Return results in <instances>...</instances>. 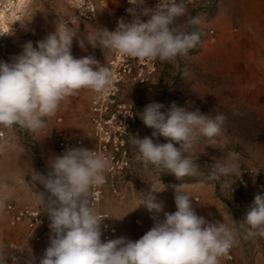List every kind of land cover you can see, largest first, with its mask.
<instances>
[{"label":"clouds","instance_id":"9594fccd","mask_svg":"<svg viewBox=\"0 0 264 264\" xmlns=\"http://www.w3.org/2000/svg\"><path fill=\"white\" fill-rule=\"evenodd\" d=\"M128 3L132 5L126 9L130 21L121 18L114 31L96 29L83 35L79 39L81 49L87 41L93 48H107L121 57L176 63L199 43V33L185 28V24L198 23L188 19L186 0H158L154 7L146 6V0ZM74 36L75 31L58 24L55 32L35 47L28 41L11 62L0 61V128L19 127L35 133L45 128L46 118L54 117L61 104L80 90L107 95L114 83L111 69L92 55L74 58ZM162 107L153 102L138 115L146 127L153 129L152 137L159 134L170 142L154 143L152 137L132 134L128 142L146 164L178 179L196 175L200 164L191 155L194 144L201 136L210 140L220 136L227 116L213 117L175 102L166 113L160 111ZM240 114L238 109L233 112ZM7 146V139L0 140V151ZM236 155L228 151L229 158L223 162H219L223 158H214L217 162L210 179L220 180L235 173ZM47 167L46 175L32 174L33 187L38 182L45 189L34 195L39 211L50 221L49 244L39 264H220V258L238 244L233 228L197 214L183 185L173 186L176 211L172 213L164 212L163 202H157L154 195L141 192L136 208L145 207L155 221L141 238L134 242L125 237L102 240L106 217L98 214L88 197L94 187L106 182L110 161L95 150L69 147L63 155L51 158ZM162 212L164 218L160 220ZM240 227L245 229V238L264 237V195L255 196ZM9 260L20 264L14 253H0V264Z\"/></svg>","mask_w":264,"mask_h":264},{"label":"rangeland","instance_id":"374dc122","mask_svg":"<svg viewBox=\"0 0 264 264\" xmlns=\"http://www.w3.org/2000/svg\"><path fill=\"white\" fill-rule=\"evenodd\" d=\"M70 4L65 1V10L73 12V6ZM192 10H196L201 17H196L198 23L194 25L185 24V28L189 32L199 33V48L192 49L187 56L178 57L176 63L159 61L158 68L162 66V69L157 75V68L152 78V103L162 104L160 111L165 112L175 102L177 106L186 107L188 110L198 108L202 113L213 117L224 114L227 116V122L220 136L211 140L201 136L194 144L191 155L200 164L196 175H190L186 181L185 177L172 178L169 174L166 175V170H160L153 165L152 175H160V185L165 182H171L174 186L183 184L184 192L191 191L192 184L197 182L214 183L216 195L211 199L225 204L230 209L233 216L240 221H237L240 232L246 235L245 229L240 227L246 213L244 208H250L254 202V192L260 185H264V0H208L199 9ZM76 20L66 23L67 27L76 32L71 46L72 56L79 59L92 55L102 64L106 57V48H93L85 41V48L81 49L79 39L92 31L90 27H85L81 20ZM210 28L214 31L213 39L208 32ZM87 49L93 51L88 52ZM147 86L149 85L143 88ZM92 94L90 90H80L61 104L55 116L61 114L65 121L72 117L83 131L86 130L88 103ZM237 109L241 114L233 115ZM55 116L46 118V123L50 121L53 126ZM35 142V139L21 138L16 144H10L16 151L14 158L7 160L3 170L0 163V253L4 255H7L13 244L11 241L6 245L4 243L10 233L4 207L15 200L13 196L21 185L24 189L32 186L33 171L37 172L38 169ZM225 145L227 147L223 149ZM228 151L237 154V171L222 176L220 180L210 179L213 164L217 162L214 158H223L219 161L223 162L229 158ZM24 154L30 157L25 158ZM146 166L149 167V164ZM244 168H248L251 174L248 186L250 188L245 189L243 199L237 201L228 188L237 184V177ZM153 187L152 185V192L159 191L158 187ZM252 191L253 193H250ZM155 192L152 195H156L157 202H163L164 212L176 211L173 204L175 202H168L171 193L164 194L165 192L159 191L162 192L160 196L159 192ZM195 196H191V200L193 203H199L201 197L195 200ZM208 201L204 211L205 218L211 222L216 215L210 213L207 206L215 207L217 204L210 201V198ZM153 215L148 211L147 215L132 216L131 224L137 225L134 222L135 217H141V224H144V217L147 224H155ZM163 218L162 212L158 219ZM253 239L251 250L255 245L258 252L264 250V237L256 236ZM248 240L252 241V238Z\"/></svg>","mask_w":264,"mask_h":264},{"label":"crops","instance_id":"0c3cea01","mask_svg":"<svg viewBox=\"0 0 264 264\" xmlns=\"http://www.w3.org/2000/svg\"><path fill=\"white\" fill-rule=\"evenodd\" d=\"M1 1V0H0ZM65 1L70 4L68 0H19L18 4H21L20 16L18 17V22H14L13 13L5 14L2 16L0 14V24L5 22L7 27H9L6 32L0 35L1 45L0 48H5L10 58L20 51L23 45L31 37L36 38H45L49 33H53L56 30L57 25L60 27H67L65 20L68 18H73L76 14V10L73 8V12L65 10ZM96 5V18L94 22L77 18L81 20L85 27H90L92 32H95L96 29L99 30H110L112 18L118 13L121 2L119 0H93ZM208 2V0H207ZM72 5V4H70ZM189 19H196V17H201V14H198L196 10L188 8ZM77 21V20H75ZM95 24H89V23ZM194 25V24H190ZM6 27V28H7ZM71 29V27H68ZM88 52H92L93 49H87ZM111 50L106 48V57L104 62L101 65L106 63L107 58L109 57ZM11 62V59H10ZM162 66H159L157 75L160 74ZM155 75V74H154ZM152 76V78L154 77ZM144 86H139L134 83H125L121 92V96L132 101L134 104V109L136 112V122L133 125L129 134L138 135L140 138L144 136L152 137L153 129L146 127L142 120L139 117V112H142L145 106L152 103V80L149 86L143 88ZM94 94V92H93ZM92 94V95H93ZM91 95V97H92ZM91 99V98H90ZM90 103V100H89ZM88 103V128L82 130L79 124L72 119V117L65 121L64 117L60 114L55 116L54 124L48 121L46 127L38 132H29L26 129L15 127L9 130V135L11 137L9 146H7L0 156V163L2 165V170L5 169V164L10 158H14V153L16 152L10 144H16V142L23 139H35V149L36 157L38 163L37 172L40 174L46 175L48 172V162L51 158L59 156L56 144H55V132L57 129H62L66 132L69 137H77L84 135L90 129V111ZM162 113H166L162 111ZM129 137V135H128ZM127 137V146L133 152V160L131 167L120 174L112 176L109 179V182L105 185L104 194L101 199V202L98 206V210L108 211L111 214L112 223L117 228V238L125 237L132 240L133 242L141 238L147 231H149L154 224H147L146 218L144 217V224H131V217L136 216L137 214L147 215L148 210L137 205L139 203V196L141 192L148 194L152 192L153 188H157L159 191L165 192L164 194H170L171 199L168 202L174 201V185L171 182H165L160 185L161 181L159 180L160 175H152V165L149 164L147 167L141 159H139L138 150L131 146L128 142ZM154 143H168L169 138L163 137L162 135L157 134L156 137H152ZM94 145L93 140L87 142L86 148H90ZM30 148V146H28ZM25 150V149H24ZM30 151V150H29ZM25 152V151H24ZM25 158H29L30 155L24 154ZM14 160V159H13ZM169 174V177L175 178L176 176L168 171L166 175ZM27 174H25L26 176ZM159 175V176H158ZM166 177V176H165ZM168 184V186L166 185ZM30 185V184H29ZM27 186V188L21 185L20 189H16L14 194V199L12 203L16 204L18 207L24 206H37V198L34 195V192H44L45 189L42 184L38 182L33 187ZM183 185V184H182ZM179 186V185H178ZM113 187L116 188V192L113 191ZM250 187L247 188V190ZM168 192L166 193V191ZM156 191L155 194H157ZM190 197H194L195 200L201 201L199 203H193V207L198 215L205 217V205L207 204L208 198L210 201L217 204V206L212 205L213 207H208L207 210L210 213L216 215L211 222L220 221L227 224L230 228H233L237 234L238 244L233 247L235 255V264H264V250L261 249L260 252L257 251V245L251 250L253 243L249 241L248 238H245V235L240 232L237 224L238 218L234 217L230 209L223 203H218L216 200L211 199V197L216 195V186L214 183L205 184L197 182L192 184L191 191H185ZM250 193H253L250 192ZM256 193V192H254ZM162 196V192H159ZM156 196V195H155ZM168 197V198H169ZM175 204V203H173ZM136 208V209H135ZM135 209V210H134ZM247 211L249 208H244ZM206 210V211H207ZM208 212V213H209ZM5 217L7 219V211L4 207ZM136 218V217H135ZM141 219V217L139 218ZM49 219L46 216L45 228L48 230L47 237L42 241V243H37L33 239L27 236V228L25 223H21L16 227H9V234L5 238V245L11 241L13 244H17L23 251V256L31 251L32 253H37L43 258L44 252L49 244ZM141 222V220H140ZM240 222V221H238ZM43 246V251L39 250L40 246ZM25 254V255H24Z\"/></svg>","mask_w":264,"mask_h":264},{"label":"built area","instance_id":"2783aa9c","mask_svg":"<svg viewBox=\"0 0 264 264\" xmlns=\"http://www.w3.org/2000/svg\"><path fill=\"white\" fill-rule=\"evenodd\" d=\"M19 0H1L0 14L13 13L14 22H18L20 16L21 4ZM76 14L73 18H68L65 23H73L77 18L85 19L91 22L95 21L96 5L93 0H68ZM121 7L118 13L112 18L111 27L109 31H114L117 27V21L121 18L128 22L132 19L131 15L126 11L132 7L128 0H119ZM158 0H146V6L154 7ZM187 7L192 9H199L203 4V0H186ZM147 20V17H142ZM7 23L0 24V35L4 34L9 28ZM7 27V28H6ZM209 34L213 39L214 31L212 28L208 29ZM44 38L31 37L28 41L33 42V46ZM27 41V42H28ZM199 43L195 49H198ZM23 48L14 56L19 55ZM10 55L5 48H0V61L10 62ZM159 61H140L136 58L121 57L115 52L111 51L106 60L105 66H108L114 78V83L109 89L107 95L94 93L90 99V129L82 136L69 137L62 129H57L55 132V144L58 155H63L64 151L69 147H85L89 140L94 141V145L90 150H95L110 161V167L106 172V182L99 187H94L89 194V202L92 207L98 212L101 217H106L102 224V240L116 239L117 228L112 223L111 214L108 211L98 210V206L104 194L105 185L109 182L112 176L127 171L133 160V152L127 146V137L136 122V112L132 101L121 96L123 85L125 83H134L139 86H146L151 83L152 76L156 73ZM7 139L10 143L11 137L9 129L0 128V140ZM179 147V145H175ZM2 151H0V156ZM250 172L248 168H244L237 177V184L229 186V193L237 201L243 199L245 189L250 184ZM116 192V188L113 187ZM257 194L264 195V185H260L257 189L254 198ZM7 211V222L9 226L16 227L21 223H25L27 228V236L37 243L47 237L48 230L45 228L46 214L39 211L38 206H24L18 207L16 204L9 202L5 206ZM134 222L138 225L141 223L137 217ZM43 251V246L39 247ZM15 254L20 258V264H39L41 257L29 251L26 256H23L22 249L16 244H11V248L7 255ZM8 264H12L9 260ZM220 264H235V255L233 248L229 253L220 258Z\"/></svg>","mask_w":264,"mask_h":264},{"label":"trees","instance_id":"16d2710c","mask_svg":"<svg viewBox=\"0 0 264 264\" xmlns=\"http://www.w3.org/2000/svg\"><path fill=\"white\" fill-rule=\"evenodd\" d=\"M205 3H207L205 0H203ZM189 176H185L184 180L186 181Z\"/></svg>","mask_w":264,"mask_h":264}]
</instances>
